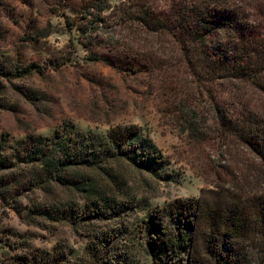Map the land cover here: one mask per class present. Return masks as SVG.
I'll use <instances>...</instances> for the list:
<instances>
[{
	"label": "trees",
	"instance_id": "1",
	"mask_svg": "<svg viewBox=\"0 0 264 264\" xmlns=\"http://www.w3.org/2000/svg\"><path fill=\"white\" fill-rule=\"evenodd\" d=\"M143 1L134 2L136 23L143 27L138 28V42L150 32L154 45L167 38L182 55L189 74L183 79L176 75L180 69L168 70L160 54L165 46L150 52L149 63L164 62L155 70L163 74L169 106L181 113L199 142L214 135L232 163L221 166L230 178L214 189L199 198L169 202L144 220L149 253L161 264H264V105L251 97L253 91L264 94V0H175V12L168 16L145 8ZM97 7L93 1L90 8ZM132 51L139 55L137 48ZM35 71L31 65L22 73ZM196 76L205 86L210 82L224 86L228 96L221 103L209 96L203 106L188 105L189 79ZM209 123L217 128L206 134L213 129ZM150 146L134 125L113 128L106 135L70 127L47 137L29 136L12 146L11 156L1 138L0 202L18 203L28 192L41 194V200L29 207L32 224L37 216L55 220L52 212L61 213L62 219H78L74 215L79 209L89 211L88 219H112L118 213L117 199L129 185L130 171H155L151 161L160 158L148 150ZM93 232L96 237L76 261L56 249L27 253L20 261L111 264L119 244L108 232L96 228Z\"/></svg>",
	"mask_w": 264,
	"mask_h": 264
},
{
	"label": "rangeland",
	"instance_id": "2",
	"mask_svg": "<svg viewBox=\"0 0 264 264\" xmlns=\"http://www.w3.org/2000/svg\"><path fill=\"white\" fill-rule=\"evenodd\" d=\"M93 1L98 10L90 8ZM134 2L1 0L0 139L7 141L6 154L11 156L12 146L20 140L51 136L58 129L106 135L113 128L134 125L147 136L148 150L160 159L151 161L155 171H130L129 185L117 199L118 213L106 221L88 219L89 211L78 208L74 215L78 219H62L61 213L52 212L55 220L36 215L37 223L32 224L29 207L42 198L37 192L24 193L18 203L0 202V264H25L20 261L25 254L55 249L76 261L96 237L95 228L119 244L111 264H161L149 253L144 220L169 202L199 198L230 178L221 167L231 166L230 156L214 135L199 142L181 113L169 106L163 74L155 67L165 62L171 73L180 69L176 72L180 78L189 74L167 38L159 44L165 46L160 53L164 62L147 61L153 48L161 47L154 45L151 32L138 42L142 26L136 23ZM140 3L165 16L176 7L175 0ZM31 65L36 66L35 73L23 75ZM189 81L188 105L203 106L209 96L221 103L229 94L224 86L211 82L205 86L198 76ZM251 97L264 105L260 91ZM209 127L213 129L206 134L217 128L213 123Z\"/></svg>",
	"mask_w": 264,
	"mask_h": 264
}]
</instances>
